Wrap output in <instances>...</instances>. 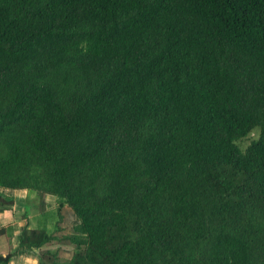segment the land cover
<instances>
[{"label":"trees","instance_id":"trees-1","mask_svg":"<svg viewBox=\"0 0 264 264\" xmlns=\"http://www.w3.org/2000/svg\"><path fill=\"white\" fill-rule=\"evenodd\" d=\"M2 189L0 264H264V0H0Z\"/></svg>","mask_w":264,"mask_h":264},{"label":"crops","instance_id":"crops-1","mask_svg":"<svg viewBox=\"0 0 264 264\" xmlns=\"http://www.w3.org/2000/svg\"><path fill=\"white\" fill-rule=\"evenodd\" d=\"M2 193L10 195L15 201L14 211L24 210L26 204H34L32 201L36 202L34 195L28 190H9L2 189ZM29 199V200H28ZM32 215L36 214L35 207H32ZM13 211L0 212V228L14 224ZM16 249V238L12 237L10 243L5 235H0V253L5 254L8 251H13ZM38 252L36 249L31 250H18L11 258L8 264H37Z\"/></svg>","mask_w":264,"mask_h":264},{"label":"rangeland","instance_id":"rangeland-1","mask_svg":"<svg viewBox=\"0 0 264 264\" xmlns=\"http://www.w3.org/2000/svg\"><path fill=\"white\" fill-rule=\"evenodd\" d=\"M258 132H259V131H258L257 129L254 130V131L249 135V138H248V139H245L244 141L239 142V145H240L241 147H245V146H247L251 139L257 137ZM28 200H29V199H28ZM32 202L35 203V201H32ZM46 202H47L48 204H50L51 206H53V205L56 203V199H55L54 197L48 196V197H46ZM32 209H34V208H32ZM32 209H31V211H30L29 216H31L32 213H34V212H32ZM20 211H22V210H20Z\"/></svg>","mask_w":264,"mask_h":264}]
</instances>
